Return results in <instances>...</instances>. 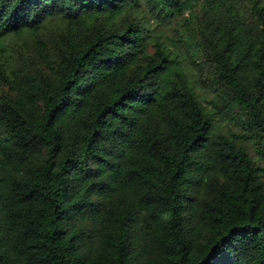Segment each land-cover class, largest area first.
I'll return each instance as SVG.
<instances>
[{"label":"trees","instance_id":"16d2710c","mask_svg":"<svg viewBox=\"0 0 264 264\" xmlns=\"http://www.w3.org/2000/svg\"><path fill=\"white\" fill-rule=\"evenodd\" d=\"M133 1L0 0V264H264V3L150 0L207 105Z\"/></svg>","mask_w":264,"mask_h":264},{"label":"rangeland","instance_id":"374dc122","mask_svg":"<svg viewBox=\"0 0 264 264\" xmlns=\"http://www.w3.org/2000/svg\"><path fill=\"white\" fill-rule=\"evenodd\" d=\"M262 5L264 0H240L238 8L248 17L254 5ZM123 15H133L140 19L146 26V40L150 46L159 41L168 48L177 51L180 55L181 63L194 82L204 102L210 105L214 98L206 79V63L200 51L193 44L187 42L180 34V29L175 20L154 11L150 0H134L127 4ZM264 112V103H263ZM213 132L215 133H243L244 129L238 118H231L227 115H218L213 122ZM249 151L260 159L258 147L249 142ZM264 164V163H263Z\"/></svg>","mask_w":264,"mask_h":264}]
</instances>
